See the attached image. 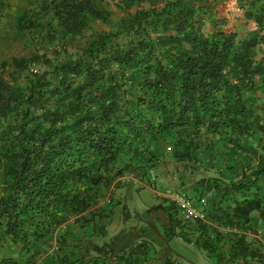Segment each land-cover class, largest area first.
<instances>
[{
    "label": "trees",
    "instance_id": "trees-1",
    "mask_svg": "<svg viewBox=\"0 0 264 264\" xmlns=\"http://www.w3.org/2000/svg\"><path fill=\"white\" fill-rule=\"evenodd\" d=\"M38 1L12 19L41 49L0 56V264H175L146 243L85 247L112 222L111 200L95 210L105 194L170 161L205 172L181 190L207 201L183 225L163 201L170 228L216 264H262L264 0H238L256 25L245 37L218 18L225 0H122L134 12L118 21L105 0Z\"/></svg>",
    "mask_w": 264,
    "mask_h": 264
},
{
    "label": "rangeland",
    "instance_id": "rangeland-1",
    "mask_svg": "<svg viewBox=\"0 0 264 264\" xmlns=\"http://www.w3.org/2000/svg\"><path fill=\"white\" fill-rule=\"evenodd\" d=\"M11 1L12 7L4 13L5 17L0 19V56L8 60L13 56L41 49L40 44L30 42L27 45L25 41L17 39L12 18L15 17L17 7H19L18 3L25 7L27 5L24 0ZM33 1L36 3L38 0ZM104 2L115 21L134 12V9L129 12L121 10L119 6L122 0H105ZM219 17L227 20L226 31L236 32L243 37L256 29L254 22L246 18L245 11L240 8L237 0H225L219 7ZM94 27L99 30L106 29L101 22H96ZM84 39L86 38L77 40L74 45L81 46ZM155 173L160 176L164 186L180 188L186 193L193 192V184L200 176H205V172L201 168L179 165L171 161L162 163L160 169ZM121 185L123 187L121 189L111 188L110 192L106 193L99 205L95 207L96 211L101 212L100 208L106 207L111 200L112 205L108 207L107 214L112 222L109 224V218H104L102 224L107 225V234L86 239L87 256L115 257L124 250L146 243L152 246L159 256L169 257L175 264H216L206 257L204 251L178 236L179 225L175 227L172 224L173 230L170 228L171 215L167 211L168 205L154 195L155 192L147 180L128 175L124 180H121ZM158 189L160 190L159 184ZM160 205L163 206L162 209L155 208ZM78 228V232H80L81 228ZM85 230L88 231V227ZM81 235H85L84 232ZM259 238L262 243L264 231L260 233Z\"/></svg>",
    "mask_w": 264,
    "mask_h": 264
},
{
    "label": "built area",
    "instance_id": "built-area-1",
    "mask_svg": "<svg viewBox=\"0 0 264 264\" xmlns=\"http://www.w3.org/2000/svg\"><path fill=\"white\" fill-rule=\"evenodd\" d=\"M157 180V175L152 173L151 181L149 182L150 187L154 190L155 195L161 200L168 201L174 204L179 211L180 219L183 223L204 221L205 219V207L207 201L202 198L201 201L195 202L191 197L183 193L181 189L177 188H166L159 190L154 183ZM264 264V256L262 258Z\"/></svg>",
    "mask_w": 264,
    "mask_h": 264
},
{
    "label": "crops",
    "instance_id": "crops-1",
    "mask_svg": "<svg viewBox=\"0 0 264 264\" xmlns=\"http://www.w3.org/2000/svg\"><path fill=\"white\" fill-rule=\"evenodd\" d=\"M237 3H238V0H237ZM221 5V4H220ZM220 5H219V7H220ZM238 5H239V3H238ZM219 7H218V16H219ZM219 19H224V18H220V17H218ZM236 33V32H235ZM160 187H162V188H164V187H167V186H164V184L161 182L160 183V185H159ZM256 238H258V240H260V241H262L260 238H259V236H257ZM260 249L263 251V253H264V241L262 242V243H260ZM225 250H228V248H225ZM186 260H188V258L186 257ZM249 264H255L254 263V261H250L249 262Z\"/></svg>",
    "mask_w": 264,
    "mask_h": 264
},
{
    "label": "clouds",
    "instance_id": "clouds-1",
    "mask_svg": "<svg viewBox=\"0 0 264 264\" xmlns=\"http://www.w3.org/2000/svg\"><path fill=\"white\" fill-rule=\"evenodd\" d=\"M129 177H132V176H129ZM142 184V183H141ZM150 186V185H149ZM172 186H169V187H164V188H162V187H160V190H162V189H166V188H171ZM158 188V187H157ZM173 188H175V187H173ZM180 189V188H179ZM154 195H155V193H154ZM156 196V195H155ZM157 197V196H156ZM162 201H164V200H162ZM177 209V208H176ZM178 216H179V218H178V221H180V223H182V225H183V222L181 221V219H180V214H179V211H178ZM207 218H206V216H205V219L204 220H206ZM263 256H264V253H263ZM263 258V257H262ZM262 264H263V262H261Z\"/></svg>",
    "mask_w": 264,
    "mask_h": 264
}]
</instances>
